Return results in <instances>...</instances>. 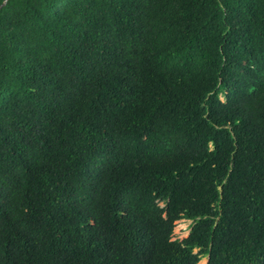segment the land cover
Masks as SVG:
<instances>
[{
	"label": "trees",
	"instance_id": "trees-1",
	"mask_svg": "<svg viewBox=\"0 0 264 264\" xmlns=\"http://www.w3.org/2000/svg\"><path fill=\"white\" fill-rule=\"evenodd\" d=\"M201 261L264 264V0H9L0 264Z\"/></svg>",
	"mask_w": 264,
	"mask_h": 264
},
{
	"label": "rangeland",
	"instance_id": "rangeland-1",
	"mask_svg": "<svg viewBox=\"0 0 264 264\" xmlns=\"http://www.w3.org/2000/svg\"><path fill=\"white\" fill-rule=\"evenodd\" d=\"M194 224L193 221L190 220H181L179 223H177L174 234H173V239L174 240H183L186 238L191 230L192 225ZM206 263H208V258H204ZM205 263V264H206Z\"/></svg>",
	"mask_w": 264,
	"mask_h": 264
},
{
	"label": "water",
	"instance_id": "water-1",
	"mask_svg": "<svg viewBox=\"0 0 264 264\" xmlns=\"http://www.w3.org/2000/svg\"><path fill=\"white\" fill-rule=\"evenodd\" d=\"M9 2V0H5V2L0 6V10ZM208 261H209V257H208Z\"/></svg>",
	"mask_w": 264,
	"mask_h": 264
},
{
	"label": "bare ground",
	"instance_id": "bare-ground-1",
	"mask_svg": "<svg viewBox=\"0 0 264 264\" xmlns=\"http://www.w3.org/2000/svg\"><path fill=\"white\" fill-rule=\"evenodd\" d=\"M200 264H205V261H201Z\"/></svg>",
	"mask_w": 264,
	"mask_h": 264
}]
</instances>
